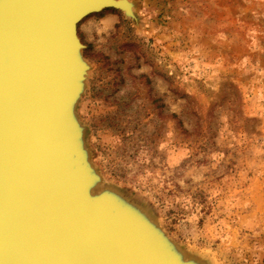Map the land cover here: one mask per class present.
Instances as JSON below:
<instances>
[{"label":"rangeland","instance_id":"374dc122","mask_svg":"<svg viewBox=\"0 0 264 264\" xmlns=\"http://www.w3.org/2000/svg\"><path fill=\"white\" fill-rule=\"evenodd\" d=\"M76 26L99 186L203 264H264V0H128Z\"/></svg>","mask_w":264,"mask_h":264},{"label":"water","instance_id":"95a60500","mask_svg":"<svg viewBox=\"0 0 264 264\" xmlns=\"http://www.w3.org/2000/svg\"><path fill=\"white\" fill-rule=\"evenodd\" d=\"M129 3L0 0V264H203L99 186L75 111L70 119L88 68L76 22L106 7L132 15Z\"/></svg>","mask_w":264,"mask_h":264},{"label":"bare ground","instance_id":"6f19581e","mask_svg":"<svg viewBox=\"0 0 264 264\" xmlns=\"http://www.w3.org/2000/svg\"><path fill=\"white\" fill-rule=\"evenodd\" d=\"M129 6H130V8H131V4L129 3ZM107 8H110V9H119V8H113V7H106V8H103V9H101V10H98V11H93V12H89V13H87V14H85V15H83V16H81L79 19H78V21L76 22V25H75V29H76V26H77V24H78V22L80 21V20H82L84 17H86L87 15H90V14H93V13H97V12H100V11H102V10H104V9H107ZM120 10V9H119ZM123 11V10H122ZM76 35H77V37L79 38V36H78V34H77V30H76ZM79 41H80V43L82 44V42H81V40H80V38H79ZM83 48V47H82ZM82 48H81V50H82ZM0 51H2V53H3V59H4V62H6L7 61V57H8V47H7V45H6V42L4 41V39L0 36ZM79 63V62H78ZM86 74H87V70L85 71L84 70V68L82 67V69H81V72H80V76H79V78H78V82H76V86H77V83L79 84L80 83V85L78 86V90H77V92H76V97L74 98V100H73V102H74V106H73V110L71 109V112H72V115H70V119L72 120V121H74L75 122V114H74V108H75V106H76V103H77V101H78V99H79V97H80V95H81V93H82V90H83V86H84V82H85V79H86ZM82 84V85H81ZM79 94V95H78ZM77 96H78V98H77ZM67 120H69V117H67ZM117 199V200H116ZM116 203H117V210H119V211H121V212H123V213H125L127 216H128V213H131L132 211H131V207H130V205H128V204H126V203H124V202H122L120 199H118L117 197H116ZM113 201V200H112ZM133 210V209H132ZM133 213V212H132ZM161 250V249H160ZM159 250V251H160ZM164 253L167 255L168 254V251H167V249H164ZM184 254L186 255V252L184 251Z\"/></svg>","mask_w":264,"mask_h":264},{"label":"trees","instance_id":"16d2710c","mask_svg":"<svg viewBox=\"0 0 264 264\" xmlns=\"http://www.w3.org/2000/svg\"><path fill=\"white\" fill-rule=\"evenodd\" d=\"M107 9H110V8H107ZM104 10H106V9H104ZM103 11V10H102Z\"/></svg>","mask_w":264,"mask_h":264}]
</instances>
